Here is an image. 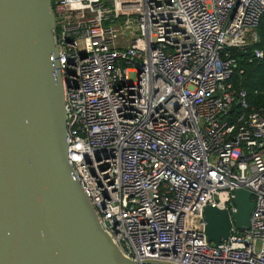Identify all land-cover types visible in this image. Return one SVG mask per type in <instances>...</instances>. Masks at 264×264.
Here are the masks:
<instances>
[{
  "label": "built area",
  "instance_id": "built-area-1",
  "mask_svg": "<svg viewBox=\"0 0 264 264\" xmlns=\"http://www.w3.org/2000/svg\"><path fill=\"white\" fill-rule=\"evenodd\" d=\"M72 174L135 264H264V107L230 76L229 48L264 63V0H49ZM246 228L206 239V205Z\"/></svg>",
  "mask_w": 264,
  "mask_h": 264
},
{
  "label": "water",
  "instance_id": "water-1",
  "mask_svg": "<svg viewBox=\"0 0 264 264\" xmlns=\"http://www.w3.org/2000/svg\"><path fill=\"white\" fill-rule=\"evenodd\" d=\"M49 0H0V264H135L98 223L72 174ZM235 211L206 205L193 225L214 244L246 228L250 190ZM141 264H168L143 261Z\"/></svg>",
  "mask_w": 264,
  "mask_h": 264
},
{
  "label": "trees",
  "instance_id": "trees-1",
  "mask_svg": "<svg viewBox=\"0 0 264 264\" xmlns=\"http://www.w3.org/2000/svg\"><path fill=\"white\" fill-rule=\"evenodd\" d=\"M258 41L252 46L264 50V11L260 14L256 26ZM230 54L235 57L237 65L233 70L230 80L247 93L249 105L264 107V63L250 57V50L229 48Z\"/></svg>",
  "mask_w": 264,
  "mask_h": 264
}]
</instances>
